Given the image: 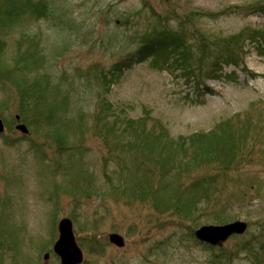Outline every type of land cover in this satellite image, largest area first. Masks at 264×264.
I'll use <instances>...</instances> for the list:
<instances>
[{
    "label": "rangeland",
    "instance_id": "374dc122",
    "mask_svg": "<svg viewBox=\"0 0 264 264\" xmlns=\"http://www.w3.org/2000/svg\"><path fill=\"white\" fill-rule=\"evenodd\" d=\"M257 1L264 0H47L46 15L25 20L11 29L6 57L11 56L21 32L35 34L36 39L42 40L46 54L44 71L59 75L72 73L76 67L86 70L91 65L107 69L137 47L130 38L132 33L164 21L175 27L179 16L191 32L198 30L216 37L245 32L243 36L251 38L242 43L241 63L238 67L223 66L224 73L235 71L238 82L206 78L203 84L211 91L201 96V103L195 104L192 79L181 77L179 69L170 74L160 64L158 68L151 66L150 59L124 70L110 86L108 100L124 105L131 117L144 116L146 109V117L159 118L174 138L208 131L219 120L234 114L242 118L251 114L249 133L263 137L264 14L244 9ZM204 12H211L213 19ZM90 91L89 98L82 97L84 92L80 94L75 107L87 109L93 100V90ZM3 113L6 118L0 116L5 127L0 133V219L9 220L13 238L6 242L0 235V264H60L52 243L62 217L73 221L75 240L83 253L79 264H253L251 254L261 241L256 236L257 227L264 219L256 200L233 208L228 213L233 219L223 222L246 221L245 232L210 250L193 235L203 224H218L206 220V216L189 229L182 224L169 226L174 217L137 199L109 202L93 198L83 199L80 204L62 193L51 194L60 177L51 167L46 171V163H40L29 148L37 139L42 141L33 133L22 134L15 129V104ZM88 144V162L93 163L99 145L95 140ZM45 148L42 149L49 153L55 151L52 146ZM50 154L51 158L56 156ZM95 166L99 174L96 162ZM116 232L125 241L123 247L108 241V234ZM16 244L20 247L18 253L13 250ZM223 250L224 261L216 257ZM44 253L49 255L47 259Z\"/></svg>",
    "mask_w": 264,
    "mask_h": 264
},
{
    "label": "trees",
    "instance_id": "16d2710c",
    "mask_svg": "<svg viewBox=\"0 0 264 264\" xmlns=\"http://www.w3.org/2000/svg\"><path fill=\"white\" fill-rule=\"evenodd\" d=\"M244 9L264 14V1ZM47 12V0H0V116L5 117L4 109L15 104L29 132L42 141L37 139L29 148L40 163H46L45 169L53 168L60 177L51 194L62 193L80 204L93 198L109 202L137 199L174 217L169 226L182 224L189 229L202 216L222 224L233 219L228 215L233 208L255 200L264 212V136L249 133L251 114L243 118L234 114L208 131L174 138L159 118L146 117V109L143 117H131L124 105L108 100L110 86L124 70L150 59L151 66L160 64L170 74L179 69L181 77L192 79L197 97L192 102L201 103V96L211 91L203 84L206 78L238 82L235 71L224 73L223 66L238 67L242 43L251 35L237 32L216 37L191 32L179 16L175 27L164 21L132 33L137 47L107 69L91 65L52 75L44 71L46 54L35 34L21 32L11 56L6 57L11 29ZM203 14L213 19L211 12ZM90 90L93 100L87 109L75 107L80 94L89 98ZM90 140L99 145L93 163L88 162ZM45 146L55 148L50 151L56 154L53 160ZM257 230L261 241L251 254L252 262L264 264V219ZM12 234L9 220L1 218V238L9 242ZM16 245L13 250L18 253ZM225 256L223 250L216 257L224 261Z\"/></svg>",
    "mask_w": 264,
    "mask_h": 264
},
{
    "label": "water",
    "instance_id": "95a60500",
    "mask_svg": "<svg viewBox=\"0 0 264 264\" xmlns=\"http://www.w3.org/2000/svg\"><path fill=\"white\" fill-rule=\"evenodd\" d=\"M17 120L20 116L14 115ZM16 130H19L22 134L28 133V127L22 123L18 122L14 125ZM4 122L0 118V133L4 132ZM248 225L246 221L234 220L232 222L220 224H203L196 230H194V238L200 243H205L211 247H221L228 238L241 235L245 232ZM58 236L52 243V251L59 258L60 264H79L82 262L83 253L80 246L76 243L75 235L73 232V221L68 217H62L59 219L57 224ZM108 241L114 244L116 247H123L125 241L119 233H109ZM44 259L49 257L48 253H44Z\"/></svg>",
    "mask_w": 264,
    "mask_h": 264
}]
</instances>
